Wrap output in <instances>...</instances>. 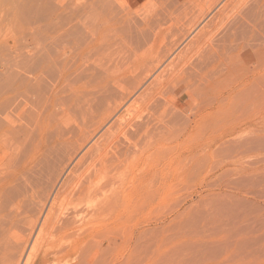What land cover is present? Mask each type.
<instances>
[{
  "label": "bare ground",
  "instance_id": "1",
  "mask_svg": "<svg viewBox=\"0 0 264 264\" xmlns=\"http://www.w3.org/2000/svg\"><path fill=\"white\" fill-rule=\"evenodd\" d=\"M97 1L0 0L34 24L31 49L0 51V264L110 263L114 240L157 215L175 165L205 148L202 120L264 69L252 64L262 40L250 51L264 30L248 24L264 0H227L205 26L224 0H157L142 14ZM173 88L180 130L163 108Z\"/></svg>",
  "mask_w": 264,
  "mask_h": 264
},
{
  "label": "rangeland",
  "instance_id": "2",
  "mask_svg": "<svg viewBox=\"0 0 264 264\" xmlns=\"http://www.w3.org/2000/svg\"><path fill=\"white\" fill-rule=\"evenodd\" d=\"M80 1L89 3L92 0ZM109 1L112 3L113 0ZM155 1L157 0H114L112 4L117 7L121 2L123 8L130 9L132 6L131 12L139 10L138 13L142 14L154 8L158 4ZM226 1L209 13L201 25L205 26ZM7 5L9 4L0 2V51L5 53L3 46H10L19 41L24 46L23 51L31 49L32 47L26 44V39L34 24L32 25L26 18L13 21L9 19L13 16V10L11 12ZM254 6L251 8L254 11L250 14L252 20L249 16L248 24L253 25L250 28L255 27L253 33H256L258 28L260 31L261 28L264 30L262 24L264 8L258 12ZM3 9H8L6 13H12L9 14V18ZM209 11L211 10L207 13ZM253 17L259 18L263 27L260 25L257 27L260 23L256 24L258 20ZM252 21H255V25ZM260 31L257 32L258 36H261ZM189 39L181 43L180 48L185 46ZM250 39H253L254 48L260 45L258 51H262L261 55L264 56V48L262 49L264 37ZM37 40L43 43L45 37H38ZM255 40L263 42L261 41V44L255 42V46ZM252 43L250 46H253ZM249 44L247 45L246 41L247 47ZM38 46L40 48L42 44ZM257 47L250 51L255 52ZM258 51L254 54L260 55ZM254 54L252 53L255 59L259 57ZM6 57L0 59V64ZM251 58L252 63L255 59ZM263 58H259L261 61L257 59V64L256 62L252 64L256 66L264 64ZM262 69L261 66L259 72L251 78L252 88H249L251 84L248 82L250 84L246 85L248 89L245 86L240 92L239 95H244V99L241 96L242 99H238V102L230 103V106L221 110V114L220 111L215 112L214 116L211 114L202 120L200 126L203 133L196 137H201L205 141V148L192 153L194 158L188 167L181 166L180 162L175 165L176 183H172L171 187L163 186L160 199L156 201L160 213L156 212L157 215L154 216L149 210L142 219L145 225L143 230L128 236V243L126 238V243L121 246L115 239L109 254L110 263L96 264H264V69ZM260 74L262 77L258 78ZM255 76L257 80L254 83ZM173 89L166 94L169 97L165 95L163 108L165 107L167 113L170 112L169 115L173 113L172 111L175 112L174 121L177 123V120L182 118L180 116L183 114L184 118L185 114L174 108L173 101L177 88ZM180 121L179 127L175 123L179 130L182 127ZM169 193H172V197L168 196Z\"/></svg>",
  "mask_w": 264,
  "mask_h": 264
}]
</instances>
